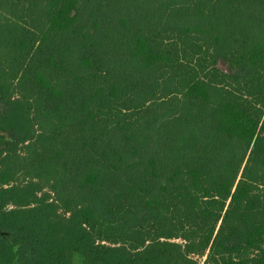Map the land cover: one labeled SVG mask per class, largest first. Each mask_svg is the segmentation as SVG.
<instances>
[{"label":"trees","instance_id":"obj_1","mask_svg":"<svg viewBox=\"0 0 264 264\" xmlns=\"http://www.w3.org/2000/svg\"><path fill=\"white\" fill-rule=\"evenodd\" d=\"M0 107V264H264V0H0Z\"/></svg>","mask_w":264,"mask_h":264},{"label":"rangeland","instance_id":"obj_2","mask_svg":"<svg viewBox=\"0 0 264 264\" xmlns=\"http://www.w3.org/2000/svg\"><path fill=\"white\" fill-rule=\"evenodd\" d=\"M0 108H1V107H0ZM4 134H5V137L7 136L8 138H10L9 135H8L6 132H4ZM76 260H77V263H79V260H80V259H79L78 257L76 258Z\"/></svg>","mask_w":264,"mask_h":264}]
</instances>
